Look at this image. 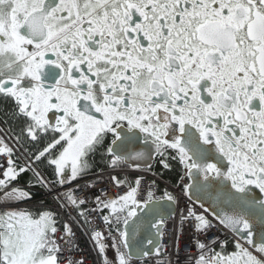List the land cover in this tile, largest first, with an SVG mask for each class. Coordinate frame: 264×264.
Segmentation results:
<instances>
[{
	"label": "snow or ice",
	"instance_id": "obj_1",
	"mask_svg": "<svg viewBox=\"0 0 264 264\" xmlns=\"http://www.w3.org/2000/svg\"><path fill=\"white\" fill-rule=\"evenodd\" d=\"M81 235L264 264V0H0V264H86Z\"/></svg>",
	"mask_w": 264,
	"mask_h": 264
},
{
	"label": "built area",
	"instance_id": "obj_2",
	"mask_svg": "<svg viewBox=\"0 0 264 264\" xmlns=\"http://www.w3.org/2000/svg\"><path fill=\"white\" fill-rule=\"evenodd\" d=\"M78 234H79V230H78ZM164 242L170 244V236L169 235L165 236ZM186 242H187V236L182 238L181 246L183 247ZM79 244H80L81 248L83 249V255L86 258V264H92V258L94 256V253L92 252L91 244L88 242L87 237L81 235L80 239H79Z\"/></svg>",
	"mask_w": 264,
	"mask_h": 264
}]
</instances>
